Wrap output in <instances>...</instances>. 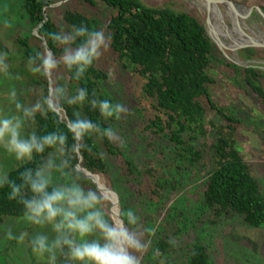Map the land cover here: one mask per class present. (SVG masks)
Listing matches in <instances>:
<instances>
[{
    "label": "trees",
    "instance_id": "trees-1",
    "mask_svg": "<svg viewBox=\"0 0 264 264\" xmlns=\"http://www.w3.org/2000/svg\"><path fill=\"white\" fill-rule=\"evenodd\" d=\"M48 4L51 3L42 0H14L12 4L15 24L24 33L13 38V42L24 60L28 62L30 57L47 54L48 50L59 59L62 48L49 34L68 32L81 24L90 30H103L109 38L108 50L80 80L73 79L63 65L51 75L53 90L64 87L71 96L78 88L87 89L88 98L83 105L64 103L61 107L58 101L55 108L63 112L62 117L53 108L50 112H37L25 129L27 134L34 132L37 136L52 132L66 135L68 155L63 159L76 166L79 183L98 189L77 168L78 164L93 174L110 178L111 187L120 198L122 219V212L127 209L138 217L139 213L143 215L142 239L148 243L143 264H214L209 243L203 237L181 248L182 235L190 223L188 195L195 192L193 184L200 181L196 187L199 199L192 204L209 214L211 224L225 219L249 228L264 227V179L255 174L254 165L245 160L239 148L243 119L214 97L218 79L211 70L217 61L232 69L231 80L263 109L264 71L225 58L205 26L187 12L149 7L141 0H71L55 8L47 7ZM39 25L45 44L32 32ZM244 51L246 59L257 57L252 47ZM0 54L11 61V55L1 45ZM104 57L116 61L123 84L134 98L127 117L119 120L105 119L88 102L107 99L119 103L109 87L110 74L102 63ZM17 77L13 74V85L25 106L43 103L49 97V78L29 71L25 80ZM78 118L91 120L100 133L112 128L115 140L93 133L82 142V159L79 155L72 158L74 141L67 122L72 124ZM55 156L52 150L34 155L32 161L11 170L8 178L19 185L22 172L35 170ZM112 159L116 160L115 165ZM203 169H207L206 175L200 177ZM95 180L98 184L102 181ZM174 190L180 196L157 221L158 211L165 207ZM9 192L7 185L0 188V251L10 248L11 240L6 239L5 233L9 229L15 232L11 225L21 223L23 216V206L9 200ZM99 193L101 205L109 203L100 190ZM23 195L27 198L31 193L25 188ZM104 213L114 223L110 214ZM57 264H73L66 250L59 255Z\"/></svg>",
    "mask_w": 264,
    "mask_h": 264
},
{
    "label": "clouds",
    "instance_id": "clouds-1",
    "mask_svg": "<svg viewBox=\"0 0 264 264\" xmlns=\"http://www.w3.org/2000/svg\"><path fill=\"white\" fill-rule=\"evenodd\" d=\"M4 23L7 27L12 26L7 20ZM49 38L62 48L60 58L42 54L30 57L28 61L29 72L44 78L51 77L63 65L73 79L80 80L93 62L98 61L108 50L109 38L104 31L90 30L83 24L73 26L68 32L50 33ZM77 42L73 48L72 45ZM9 75L7 56L0 54V77ZM87 98L88 91L85 88H78L70 96L67 89L59 87L43 103L25 106L17 98L16 87L13 85L8 88L7 103L13 108L11 111H0V149L17 162L32 161L34 155H41L46 150H52L56 156L44 160L35 170L29 168L22 172V183L19 185L9 180L6 171L0 170V188L7 185L10 189L8 199L16 200L23 206V221L34 228L50 227L55 238L50 240L39 233L30 236L28 232L16 235L11 229L5 236L17 242L27 238L31 252L45 264H57L58 254L64 255L65 250L73 264H139L133 252H141L145 245L132 231L139 223L136 213L131 209L122 212L124 231L106 217L101 207L99 189L85 188L78 181L80 174L76 166L63 159L68 155L66 135L56 132L42 136L34 132L24 134L26 124L34 119L37 112H50L58 101L61 107L64 103L83 105ZM49 99H52L51 105L48 104ZM88 102L93 109L98 108L105 119L119 120L128 111L123 104H113L107 99H92ZM68 133L74 141L72 158H77L80 149L85 147L82 142L93 133L110 141L116 138L112 128L100 133L97 125L83 118L73 120ZM57 158H61L59 163L56 162ZM25 188L31 193L30 197L23 195ZM147 231L151 232L152 229ZM89 237L94 238L90 240Z\"/></svg>",
    "mask_w": 264,
    "mask_h": 264
},
{
    "label": "rangeland",
    "instance_id": "rangeland-1",
    "mask_svg": "<svg viewBox=\"0 0 264 264\" xmlns=\"http://www.w3.org/2000/svg\"><path fill=\"white\" fill-rule=\"evenodd\" d=\"M42 1L51 3L48 4L47 7L55 8L71 0ZM231 1L236 2L244 9L249 7L264 8V0ZM141 2L149 7H168L176 11L190 13L199 19L205 26L206 31H209L207 23L208 13L192 0H141ZM13 3L14 0H0V45L11 55V61L8 62L10 75L8 77H0V111H11L13 108L11 104L7 103V91L10 86H13V74H17L19 79L25 80L27 72L29 71L28 62L20 56L17 46L13 42V38L16 36L24 35L23 30L15 24L12 9ZM222 9L224 10V7H222ZM106 11L109 12L108 10ZM216 18L218 17L209 15V26L213 29L214 33L217 29L218 22ZM239 19L246 33L253 37H257V34L264 39V19L256 10H253L247 19L241 17ZM5 20L9 21L12 26L7 27L4 23ZM227 21V25L233 27L228 18ZM233 29L230 30L236 35ZM32 32L34 35L38 36L35 29ZM219 34L221 40L229 44H234L228 39L222 28L219 30ZM252 48L257 54V57L252 59H246L244 57V49L246 48L239 49L236 53L241 60H254L255 62L253 64L264 71V48ZM102 63L110 74L109 87L113 89L112 91L119 99V103L123 104L128 110L121 116V119L125 118L134 105V98L130 94L128 87L123 84L124 82L120 77V71L116 61L112 58L104 57ZM211 73L218 79V85L213 89L214 97L244 121V128L239 133L238 138L239 148L245 160L254 165L255 174L264 179V109L254 97L246 94L244 90L239 88L231 80L233 74L232 69L225 67L222 63L217 61ZM24 134L27 135L26 129H24ZM26 162L27 161L17 162L12 156L0 149V170L9 173L11 170L16 169ZM111 162L113 165L116 164V160L114 159H112ZM206 172L207 169H203L199 176H205ZM99 176L102 180L99 183L101 188L108 187L112 189L110 178L103 175ZM201 182L202 181L198 182L195 186L193 184L196 190L188 195L189 202H187L186 208L187 214L190 216V223L187 232L182 235L181 248H187L197 237H203V239L209 243V254L214 264H264V227L249 228L240 225L238 222H226L225 219H223L220 224H211L208 221L209 214L204 210L195 209L192 204L199 199L200 194L196 187L200 185ZM102 193L105 196L103 197L108 200L109 203L104 202L101 207L104 212H107L111 216V208L112 212L114 210L111 202V200H113L111 192L103 191ZM180 194L179 191L175 190L171 193L165 207L158 211L156 217L157 221L163 219L167 209L175 203ZM119 202L117 209L120 215L121 207ZM139 215L140 222L132 231L137 239L145 245V249L141 252H133V255L137 257L139 264H143L142 258L148 249V243L142 239L144 228L143 215L141 213H139ZM20 222L21 223H13V225H11V228L13 227L12 229L15 228V232L13 231V233L16 235H19L21 232H28L30 236H35L39 233L48 236L50 240L55 238V233L51 231L50 227L46 226L44 229H39L27 224L23 219L20 220ZM89 239L91 240L93 237H89ZM0 264H45V262L38 260L34 256L26 238L22 242L11 240L10 248L7 251H0Z\"/></svg>",
    "mask_w": 264,
    "mask_h": 264
},
{
    "label": "water",
    "instance_id": "water-1",
    "mask_svg": "<svg viewBox=\"0 0 264 264\" xmlns=\"http://www.w3.org/2000/svg\"><path fill=\"white\" fill-rule=\"evenodd\" d=\"M211 3H215L217 5H223L225 7H229L231 8V10L233 11L234 15H235V19L237 21V23L239 24L241 21H240V17L243 18V19H247L248 16L250 15V13L253 11V10H256L261 16L262 18L264 19V11L260 8V7H249L247 9H244L242 8L240 5H238L236 2L234 1H231V0H209ZM47 19V17L45 16V20ZM207 23H208V27H209V31L207 30V34L208 36L210 37V39L217 45V47L220 49V51L222 52V54L224 55L225 58H227L228 60H230L231 62L233 63H236L240 66H243V67H257L256 65H254L253 63L255 62L254 60H247V61H244V60H241L238 55H237V51L239 49H242V48H248V47H263L264 48V40L256 34L257 37H253L251 35H249L248 33H246L243 29H241V33L244 37L247 38V41L244 42V43H240V44H235L234 46H231V45H228L227 43H225V41L221 40V38H219L213 31V29H211V27L209 26L210 24V20H209V15L207 14ZM39 26H37L35 28L36 30V34L38 36L39 35ZM45 44V40L42 36H40ZM47 54H50L51 55V51H47ZM264 63V62H263ZM261 69V68H260ZM49 81H50V95L52 94V79L51 77H49ZM49 104L51 105L52 102H51V99H49ZM58 114L60 117L63 116V113L60 109L58 108H55V107H52ZM67 125L69 127H71V124L69 122H67ZM82 157L81 155H79V160H81ZM77 168L81 171H83L88 177H90L94 183L97 185L98 189L100 190V192H103V191H109V192H112L114 195H115V201L112 202V207L113 205H118V202H119V198H118V195L115 191H113L112 189L108 188V187H105V188H101L98 184V182L95 180V174L83 169L79 164L77 165ZM110 213H111V217L113 218L114 220V223L115 222V219L113 217V212H112V208L110 210ZM117 216V219L120 221V230L121 231H124V223H123V220L122 218L120 217L119 213L116 214Z\"/></svg>",
    "mask_w": 264,
    "mask_h": 264
},
{
    "label": "bare ground",
    "instance_id": "bare-ground-1",
    "mask_svg": "<svg viewBox=\"0 0 264 264\" xmlns=\"http://www.w3.org/2000/svg\"><path fill=\"white\" fill-rule=\"evenodd\" d=\"M192 1L194 3H196L198 6H200L201 8L205 9L206 12L210 16H212V17L217 16L218 17V18H216V20L218 22H217V29L215 31V34L220 38L219 30L222 28L225 35L228 37V39L234 43V44L227 43L228 45L234 46L235 44H240V43H244L247 41V38L244 37L241 33V29H243V25L241 22L239 24L237 23V21L235 19V15H234L233 11L231 10V8L225 7L223 5H217L215 3H211L209 0H192ZM221 6L224 7V10L222 9ZM227 18L229 19V22H230V24H232L233 27L227 25V23H228ZM230 29H233L234 32L236 33V35ZM94 178L101 179L100 176L97 174H95ZM111 195H112L113 200H111V199L110 200L113 202V201H115L114 200L115 195H113L112 192H111ZM113 207H114L113 217H114L115 222H116L115 225H117L120 228V221L117 219V216H116V214L118 213V209H117L116 205H113Z\"/></svg>",
    "mask_w": 264,
    "mask_h": 264
}]
</instances>
